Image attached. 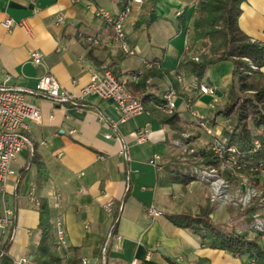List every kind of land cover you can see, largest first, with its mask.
<instances>
[{
	"label": "crops",
	"instance_id": "0c3cea01",
	"mask_svg": "<svg viewBox=\"0 0 264 264\" xmlns=\"http://www.w3.org/2000/svg\"><path fill=\"white\" fill-rule=\"evenodd\" d=\"M129 1L132 0H82L73 4L70 0H0V83L26 89V101L40 112L38 122L27 120L32 148L20 151L11 165L15 174L5 185H0L1 192L11 197L6 205L15 219L11 243L0 264H35L32 260L39 239V214L37 205L28 197L31 188L36 198L45 197L52 206L57 197L56 217L60 215L63 219L67 247L79 250L78 264L83 259L86 264H100L102 244L114 226L113 214H108L106 205L117 212L106 264H197L199 259H206L209 264L242 262L227 251L202 245L195 235L168 220L169 214L198 212L206 198L203 190L201 199H196L191 191L194 181L183 186L187 199L180 201L174 187L179 183H160L164 177L162 164L173 149V132L149 114V105L140 115L121 122L114 102L94 94L85 95L82 104L73 107L55 104L29 92L47 73L63 88L78 94L93 72L106 65L120 77L127 71L145 70L144 64L150 61H158L162 71L174 72L187 50L186 40L183 51L171 64L165 52L160 56L139 53L126 33L134 54L125 55L114 41L112 27L94 15V9L100 7L117 14ZM194 3L195 0L131 2V13L124 27H135L145 13L160 18L157 27H175L171 17H176L177 12L189 17L187 27H191ZM241 9V29L252 39L264 42V0H244ZM6 18L15 22L10 30L2 26ZM59 18L62 20L58 21ZM90 38L96 43L89 41ZM32 50L44 55L41 64L31 62ZM133 55H139L141 66L133 68L128 64ZM231 71L232 64L228 61L217 62L208 69L216 97L196 93L199 97L193 102L194 108L202 118L210 114L214 104L223 101L230 87ZM169 83L166 77H154L152 91L159 94ZM193 83L191 77H182L180 86L191 94ZM184 108L187 111L184 99L177 97L176 110L180 117L195 124L181 115ZM144 127L149 132L138 143L135 133ZM108 133L112 138L104 137ZM117 136L128 143V160L120 153L122 142ZM155 155L159 156L156 165L150 162ZM37 162L43 163L47 173L41 188L35 187ZM148 207L158 210L159 215H149ZM3 209L2 204L1 213ZM211 215L216 221H224L214 211ZM67 255L71 257V252ZM23 259L27 262L18 263ZM59 264H66L65 259Z\"/></svg>",
	"mask_w": 264,
	"mask_h": 264
},
{
	"label": "trees",
	"instance_id": "16d2710c",
	"mask_svg": "<svg viewBox=\"0 0 264 264\" xmlns=\"http://www.w3.org/2000/svg\"><path fill=\"white\" fill-rule=\"evenodd\" d=\"M243 1L195 0L192 10L194 15L190 23L192 40L177 63L176 70L162 71L161 65L158 68H147L142 70L138 80L127 81L125 87L134 97L142 96L144 109L149 105V114L168 126L174 138L185 130L187 122L182 120L176 109L171 114H165L155 107V104L162 101L164 91L159 94L153 91L149 95L145 94L146 79L168 78L169 84L176 89L177 97L185 99L189 96L193 103L199 97L196 94L199 85H211L207 76L209 67L221 61L230 62L231 83L223 103L214 105L213 109H210V114L202 119L210 131L214 130L220 121L224 122L219 133L211 135V139H218L225 147H233L236 164L229 170L222 168V161L208 145L199 149V154L197 151L193 154L200 157L207 170H214L221 178L233 181L237 178L234 171L242 172L245 176H250L249 185L257 188L259 177L264 176V71L262 70L264 42L252 39L241 29L239 17ZM188 18L185 13L176 15L175 29L179 34L189 31ZM199 42H202V47L197 44ZM139 70L127 71L125 75ZM111 71L116 77H120L119 73ZM178 76L191 77L194 81L193 85L190 84L191 88L189 86L191 94L186 92V88H181ZM166 160L168 161L162 164L164 177L160 179V183H179L185 187L196 179L193 167H176L175 164L178 162L174 159L169 157ZM46 180L45 167L43 163L37 162L35 187L41 188ZM37 199L39 239L33 254V263L59 264L65 259L66 264H78L80 262L78 248L58 247L55 208L45 197H37ZM208 201L200 206L196 213L180 212L169 214L167 218L175 226L195 235L202 245L224 250L239 257L242 259L241 264H264L263 232L251 225L239 229L231 223L214 220L211 215L213 209ZM112 214L114 229L117 216L115 208ZM14 227L15 219L12 215L7 236L1 246L5 253L9 249L10 234ZM68 252H71V257L67 255ZM197 264H209V262L206 259H199Z\"/></svg>",
	"mask_w": 264,
	"mask_h": 264
},
{
	"label": "built area",
	"instance_id": "2783aa9c",
	"mask_svg": "<svg viewBox=\"0 0 264 264\" xmlns=\"http://www.w3.org/2000/svg\"><path fill=\"white\" fill-rule=\"evenodd\" d=\"M82 0H70L71 3L76 4ZM131 2L135 4H142L143 0H132L124 4L121 10L117 14H112L110 11L104 8L94 9V15L104 20L107 24L112 27L114 41L119 45L125 55H132L134 51L129 47L126 40L125 32V21L130 16L131 13ZM177 12L176 15H179ZM62 20L59 18L58 21ZM15 25V22L11 18H6L2 22V26L7 30H10ZM92 43H96L94 39H89ZM185 45L187 42L185 41ZM43 54L38 50H32L30 52V60L33 64H41L43 62ZM197 59V58H195ZM147 68L160 67L158 61H150L144 64ZM142 74V70L129 73L123 77H116L112 71L106 66L100 67L99 70L93 72L90 80L80 89L78 94H74L67 89L63 88L56 78L50 74L42 75L36 84V88L30 90L29 92L37 94L44 98L49 99L51 102L63 106H73L79 107L82 103V98L87 94H94L101 99L112 100L115 104V108L120 114V121L126 122L137 115L144 112V106L142 102V96L134 97L131 92H129L125 84L127 81H136ZM178 81L181 83L182 78L177 77ZM152 80L150 78L146 79L145 83V94L152 93ZM26 89L16 86H7L6 84L0 83V185L6 184L9 177L15 174L12 168V162L16 160L18 153L24 148H32V141L29 138V126L27 120L38 122L40 120L39 110L29 104L25 99ZM200 95L210 96L215 99L216 93L214 87L206 84H200L198 91ZM176 89L168 84L163 92L162 101L155 104V107L165 113L171 114L176 109ZM184 104L186 110L189 114L195 118L196 124L201 125L203 129L205 128L210 133V130L206 128L205 122L202 121V117L196 112L194 104L192 103L191 97L184 99ZM100 120H104L102 115H99ZM201 120V121H200ZM116 125L114 124L113 127ZM73 132V131H71ZM149 130L144 127L136 131V141L138 143L143 142L146 139ZM106 139L112 138V134L108 133L104 136ZM122 142V148L120 153L125 160L129 159V146L128 143L117 136ZM209 147L212 152L219 157L222 161V168L234 167L236 164V159L234 155L233 147H225L218 139L213 138L209 143ZM257 144V143H256ZM159 159L158 155L153 156L150 162L156 165V161ZM216 174L214 170H211ZM217 175V174H216ZM128 188V185H127ZM29 200L34 202L35 205H39L38 199L34 195V189L28 193ZM57 198V197H56ZM55 198L53 202V207L58 206L57 199ZM105 210L108 214H112V209L110 205L105 206ZM147 213L152 216H158L159 212L153 207L147 208ZM13 212L4 207L3 215L0 217V255L3 256L6 253L1 249L4 239L7 236L8 229L11 224ZM251 226L256 227L263 232L264 239V223L258 221L257 223H251ZM55 231L56 240L59 248H66L67 243L65 240V228L63 224V219L58 215L55 219ZM13 232V231H12ZM12 232L10 234V239H12ZM113 226L108 230V233L104 239L101 247V257L100 264H105L106 261V251L112 242ZM26 259L19 260L18 263H26ZM86 260L83 259L82 264ZM255 264V263H251Z\"/></svg>",
	"mask_w": 264,
	"mask_h": 264
},
{
	"label": "rangeland",
	"instance_id": "374dc122",
	"mask_svg": "<svg viewBox=\"0 0 264 264\" xmlns=\"http://www.w3.org/2000/svg\"><path fill=\"white\" fill-rule=\"evenodd\" d=\"M143 11H145V5H143ZM139 20L140 23L135 27L125 28V32L129 34V40L134 42L135 48H138L139 53H156L155 55L160 56L162 52H165L167 61L174 64L178 53L180 54L183 51L184 41L186 40L188 46L191 43L192 27H189L188 32L186 31V33L179 34L175 27H157L158 25L160 26V18L150 21V16L146 13L141 14ZM155 20L157 23H155ZM171 20L176 21V17H171ZM149 25L150 27H148ZM169 38L170 41L168 40ZM197 44H200V47H202V42ZM138 56L139 55H133L130 57V63L128 64L131 65V67L135 68L136 66H141V60ZM106 67L108 66L106 65ZM221 102L223 103V101ZM216 104H218V102ZM181 115H183L185 119H191L195 122V118L192 117L189 112L185 111V108ZM201 120L203 121V119ZM223 125L224 122L220 121L219 125H217L214 130L210 131L212 133L210 134L199 124H193V122L186 123L185 130L178 133L176 137H172L174 140L173 149L170 151L168 158L170 157V159H174L178 162L175 164L177 165L176 167H193L192 170L196 172V179L192 185L194 188H191V191L194 192L196 199L200 200L203 196L202 191L204 190L203 194L206 201L209 199L208 202L212 206V211L217 214L216 217L218 216L220 220H224L222 222L231 223L239 229L250 227L251 223L254 224L258 221L264 223V176L259 177V185L257 188L249 185V181L251 180L250 176H245L242 172L237 173L234 171L237 178L233 181H228L225 178H221L217 173L216 175L211 170H207L202 164L200 157L193 154L196 151L199 154V149H202L205 145L209 146L212 140L210 138L211 135L214 136V134L218 133ZM20 154L21 152L18 153L17 158ZM229 169H231V167L226 168V170ZM214 178L218 179L220 182L218 188L213 184ZM174 187L178 194L179 201L184 198L187 199L186 192L183 190V185L177 184ZM189 196L190 193L188 197ZM10 199L11 197L8 196V193L5 194L4 191L1 192L0 190V209L2 204L4 207L8 208L6 203H8ZM193 207L194 209L197 208L196 205H193ZM2 215L3 211L0 217Z\"/></svg>",
	"mask_w": 264,
	"mask_h": 264
},
{
	"label": "bare ground",
	"instance_id": "6f19581e",
	"mask_svg": "<svg viewBox=\"0 0 264 264\" xmlns=\"http://www.w3.org/2000/svg\"><path fill=\"white\" fill-rule=\"evenodd\" d=\"M219 181H218V179H213V184L215 185V186H217V188H218V185H219ZM219 191V190H218ZM221 192V191H220Z\"/></svg>",
	"mask_w": 264,
	"mask_h": 264
},
{
	"label": "water",
	"instance_id": "95a60500",
	"mask_svg": "<svg viewBox=\"0 0 264 264\" xmlns=\"http://www.w3.org/2000/svg\"><path fill=\"white\" fill-rule=\"evenodd\" d=\"M155 14H151V16H150V20H153V19H155Z\"/></svg>",
	"mask_w": 264,
	"mask_h": 264
}]
</instances>
